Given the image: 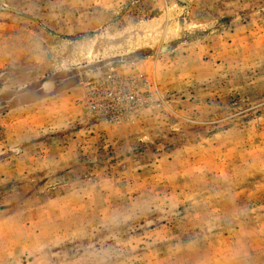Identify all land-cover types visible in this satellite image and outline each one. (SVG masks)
I'll list each match as a JSON object with an SVG mask.
<instances>
[{
    "label": "rangeland",
    "instance_id": "obj_1",
    "mask_svg": "<svg viewBox=\"0 0 264 264\" xmlns=\"http://www.w3.org/2000/svg\"><path fill=\"white\" fill-rule=\"evenodd\" d=\"M0 264H264V0H0Z\"/></svg>",
    "mask_w": 264,
    "mask_h": 264
},
{
    "label": "built area",
    "instance_id": "obj_2",
    "mask_svg": "<svg viewBox=\"0 0 264 264\" xmlns=\"http://www.w3.org/2000/svg\"><path fill=\"white\" fill-rule=\"evenodd\" d=\"M106 89H109L106 85H103L102 87H100V90H106ZM102 99L101 100H103V101H105V102H107V101H109L110 99H112L113 100V96L111 95V93H109V92H107V91H103L102 92ZM104 107L107 109V107H106V105H104ZM94 111H97L99 108H96V107H93L92 108ZM121 112L119 111V114H120Z\"/></svg>",
    "mask_w": 264,
    "mask_h": 264
}]
</instances>
